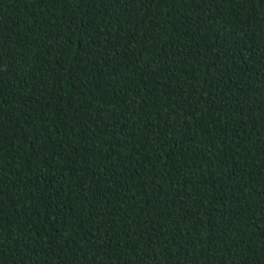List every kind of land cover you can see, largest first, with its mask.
Listing matches in <instances>:
<instances>
[{"label": "trees", "instance_id": "16d2710c", "mask_svg": "<svg viewBox=\"0 0 264 264\" xmlns=\"http://www.w3.org/2000/svg\"><path fill=\"white\" fill-rule=\"evenodd\" d=\"M0 264H264V0H0Z\"/></svg>", "mask_w": 264, "mask_h": 264}]
</instances>
